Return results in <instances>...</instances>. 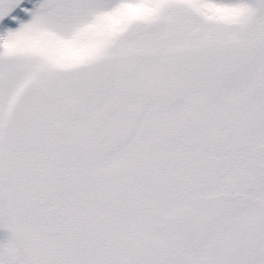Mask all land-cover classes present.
Here are the masks:
<instances>
[{
    "label": "snow or ice",
    "instance_id": "snow-or-ice-1",
    "mask_svg": "<svg viewBox=\"0 0 264 264\" xmlns=\"http://www.w3.org/2000/svg\"><path fill=\"white\" fill-rule=\"evenodd\" d=\"M0 264H264V0H0Z\"/></svg>",
    "mask_w": 264,
    "mask_h": 264
}]
</instances>
